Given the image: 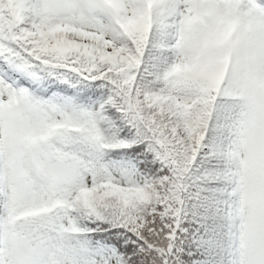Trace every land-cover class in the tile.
<instances>
[{
	"label": "snow or ice",
	"instance_id": "1",
	"mask_svg": "<svg viewBox=\"0 0 264 264\" xmlns=\"http://www.w3.org/2000/svg\"><path fill=\"white\" fill-rule=\"evenodd\" d=\"M0 264H264V0H0Z\"/></svg>",
	"mask_w": 264,
	"mask_h": 264
}]
</instances>
